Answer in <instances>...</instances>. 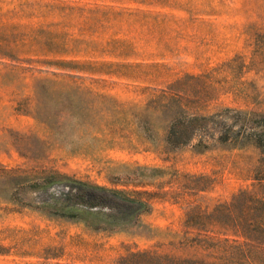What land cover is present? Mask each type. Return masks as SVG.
I'll return each instance as SVG.
<instances>
[{
    "label": "rangeland",
    "instance_id": "374dc122",
    "mask_svg": "<svg viewBox=\"0 0 264 264\" xmlns=\"http://www.w3.org/2000/svg\"><path fill=\"white\" fill-rule=\"evenodd\" d=\"M179 116L236 141L173 148ZM261 174L264 0H0V264L190 257L185 214ZM97 192L140 208L79 219Z\"/></svg>",
    "mask_w": 264,
    "mask_h": 264
},
{
    "label": "trees",
    "instance_id": "16d2710c",
    "mask_svg": "<svg viewBox=\"0 0 264 264\" xmlns=\"http://www.w3.org/2000/svg\"><path fill=\"white\" fill-rule=\"evenodd\" d=\"M180 117V116H179ZM209 118L201 116L177 119L169 128L165 137L166 144L175 148L187 145L198 136L197 144L205 148V142L234 143L235 135L230 129L218 132L215 138L202 134L203 122ZM185 121L184 123H182ZM200 129V132H198ZM198 132V133H197ZM244 138V137H243ZM250 188L240 189L229 201L217 204L211 213L204 214L189 210L185 214L182 247L195 253L190 257L160 255L157 252H143L130 255L124 264H264V181L262 174L254 176ZM98 197L91 198L81 208L73 209L83 221L94 219L104 224H117L129 221L139 210L140 204L97 192ZM109 203L110 210L101 208ZM90 208H96L93 215ZM108 208V207H107ZM195 231L193 237H186L188 231ZM135 258V259H133ZM123 264V263H121Z\"/></svg>",
    "mask_w": 264,
    "mask_h": 264
}]
</instances>
